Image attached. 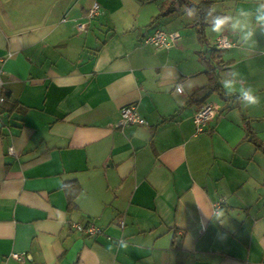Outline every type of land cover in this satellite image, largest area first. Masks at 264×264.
Here are the masks:
<instances>
[{
  "label": "crops",
  "instance_id": "0c3cea01",
  "mask_svg": "<svg viewBox=\"0 0 264 264\" xmlns=\"http://www.w3.org/2000/svg\"><path fill=\"white\" fill-rule=\"evenodd\" d=\"M215 1L233 19L208 38L234 45L220 50L223 93L201 103L211 48L187 26L195 17L176 22L178 5L156 18L166 0H68L20 26L0 8V264H264V0ZM161 27L180 40L145 43ZM203 103L217 112L195 135ZM130 104L147 123L123 122ZM72 178L82 191L69 210Z\"/></svg>",
  "mask_w": 264,
  "mask_h": 264
},
{
  "label": "trees",
  "instance_id": "16d2710c",
  "mask_svg": "<svg viewBox=\"0 0 264 264\" xmlns=\"http://www.w3.org/2000/svg\"><path fill=\"white\" fill-rule=\"evenodd\" d=\"M217 1L215 0H166L161 8V12L156 16L159 18L168 13L174 12L177 8V4H186L188 9L193 11L195 19L193 22L187 24L196 28L199 37L202 41H206V28L214 24L217 17L225 15L220 10H217L214 5ZM201 60L206 65V71L209 77V83L201 88H198L191 97V100H195L201 103L210 93L217 91L223 93L222 86L219 82V70H223L227 67L228 63L225 62L220 54V49L216 47L210 51L200 53ZM232 97L240 98L237 95H229L227 99ZM18 103L13 101L10 103L9 112H12L14 107ZM246 138L253 141L258 147L263 146L262 140L253 131L249 121L246 123ZM64 189L68 198V208L73 210L77 208L76 199L82 191V187L76 178L66 180Z\"/></svg>",
  "mask_w": 264,
  "mask_h": 264
},
{
  "label": "built area",
  "instance_id": "2783aa9c",
  "mask_svg": "<svg viewBox=\"0 0 264 264\" xmlns=\"http://www.w3.org/2000/svg\"><path fill=\"white\" fill-rule=\"evenodd\" d=\"M101 9V5L98 1H95L91 8L89 9V17L96 16ZM83 26V25H80ZM82 28V27H81ZM181 38V34L179 31H170L165 28H158L153 33L147 35L144 39L145 43L153 44L157 48H170L175 45ZM234 45V41L230 39L228 36H219L215 41V47L217 49H227ZM178 90L180 92L183 91L182 86H178ZM5 100L4 96H0V103ZM217 112V107L210 103H203L198 107L194 115V124H195V135H199L207 129L211 119ZM122 120L126 124L138 123L145 124L146 120L141 117L136 109V105L130 104L126 105L121 109ZM8 152L10 154L14 153L13 146H8ZM222 201H219L216 204V208L221 206ZM73 226L80 232L87 234H95L101 232L102 229L100 227H96L93 224H82V223H74ZM15 258H22L21 254L14 253Z\"/></svg>",
  "mask_w": 264,
  "mask_h": 264
},
{
  "label": "rangeland",
  "instance_id": "374dc122",
  "mask_svg": "<svg viewBox=\"0 0 264 264\" xmlns=\"http://www.w3.org/2000/svg\"><path fill=\"white\" fill-rule=\"evenodd\" d=\"M67 1L68 0H0V8L3 9L6 15L7 21H9L10 23H13L14 26H20L19 24H25L26 22L28 24L32 23L31 21H33L34 19L37 20L41 18L45 19V18L54 17L57 11L55 9L54 11L50 9L51 6L54 4V2H56L57 7H59L62 4L67 3ZM226 3H232V2L227 0ZM177 5L180 7L178 13H180L181 16L185 14L182 17V19H177L176 21L177 23H179L181 20H193L194 19L195 17L194 13L192 16H189L188 14H186L187 13L186 7L184 6L182 7L180 3H178ZM215 8L218 9L219 7H215ZM182 25H183L182 30L188 29L189 27V26L187 27L186 24L184 23H182ZM207 34L208 32L206 29V35ZM216 39L217 38L210 39V37L208 38V35H207L206 45L209 46L211 49H213L215 45V42L213 41H215ZM214 97H215V100L219 98L218 95H215Z\"/></svg>",
  "mask_w": 264,
  "mask_h": 264
},
{
  "label": "clouds",
  "instance_id": "9594fccd",
  "mask_svg": "<svg viewBox=\"0 0 264 264\" xmlns=\"http://www.w3.org/2000/svg\"><path fill=\"white\" fill-rule=\"evenodd\" d=\"M257 11H258V21L264 22V5H261ZM187 14L189 16H192L193 12L191 10H188ZM241 14L247 15L246 13H243V12ZM232 19L233 18L231 16H228V15H223V16L217 17L214 21V26H213L212 30L215 32H218V33L221 32L223 30V27ZM252 35H253L252 30H248L245 32L243 39L245 41L250 40L252 38ZM229 83H231V82H229ZM242 96H243L244 100L247 101L248 105H256L259 103V97L257 95H255L253 93V90L250 88L243 90ZM222 214H223V209H221L218 213H216V215L218 217ZM121 247H127V245H121Z\"/></svg>",
  "mask_w": 264,
  "mask_h": 264
},
{
  "label": "bare ground",
  "instance_id": "6f19581e",
  "mask_svg": "<svg viewBox=\"0 0 264 264\" xmlns=\"http://www.w3.org/2000/svg\"><path fill=\"white\" fill-rule=\"evenodd\" d=\"M206 131V130H205Z\"/></svg>",
  "mask_w": 264,
  "mask_h": 264
}]
</instances>
